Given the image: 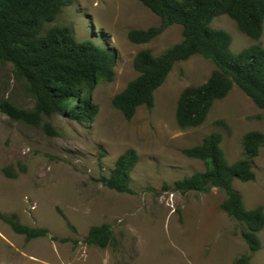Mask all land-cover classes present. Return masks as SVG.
Listing matches in <instances>:
<instances>
[{
    "label": "rangeland",
    "instance_id": "obj_1",
    "mask_svg": "<svg viewBox=\"0 0 264 264\" xmlns=\"http://www.w3.org/2000/svg\"><path fill=\"white\" fill-rule=\"evenodd\" d=\"M160 23L161 18L140 0H74L44 23L43 33L68 26L78 41L92 39L110 47L115 52V75L110 81L99 80L92 90L99 110L91 123L55 112L42 113L34 125L0 110V211L16 213L21 223L48 230L46 236L27 239L0 219V264H234L247 253L251 264H264V228L258 233L261 248L252 251L242 236L246 223L221 206L227 197L224 189L181 193L168 188L205 169L202 160L185 155L183 149L211 132L223 134L221 144L230 162L243 158V135L264 131V108L234 85L214 103L202 124L180 127L176 119L180 94L190 85L204 83L216 68L200 54L174 65L155 91L152 108L140 106L127 119L112 103L138 75L133 61L140 50L160 54L183 39L180 24L170 25L147 43L128 38L131 29ZM211 25L232 35L234 52L255 44L264 47V30L254 39L228 14L215 16ZM2 100L29 110L37 105L13 64L0 60ZM129 148L139 156L131 172L134 192H119L100 177L109 175L118 156ZM253 168L256 179H236L234 187L247 208L264 209V146ZM7 170L17 176H9ZM102 223L111 225L110 245L86 243L90 227Z\"/></svg>",
    "mask_w": 264,
    "mask_h": 264
},
{
    "label": "trees",
    "instance_id": "obj_2",
    "mask_svg": "<svg viewBox=\"0 0 264 264\" xmlns=\"http://www.w3.org/2000/svg\"><path fill=\"white\" fill-rule=\"evenodd\" d=\"M74 0H0V60L11 62L18 77L28 83L37 98L35 110L23 109L8 100L0 102V110L15 120L38 125L42 113L55 112L78 122H93L99 107L92 100V90L101 79L115 75V52L92 39L78 41L68 26H54L46 33V21H53L64 6ZM161 18L159 25L136 28L128 32L134 43H147L172 24L183 27V39L154 54L140 50L133 61L138 75L117 93L112 103L127 119L140 106L152 108L155 91L165 82L178 61L200 54L216 65L208 79L186 87L180 94L176 119L180 127L202 124L214 103L226 97L234 85L239 86L260 107L264 108V47L258 44L239 52L231 49L232 35L211 25L219 14H228L240 30L259 39L264 30V0H140ZM74 104L71 105V101ZM223 134L211 132L203 140L183 149L189 157L200 159L205 169L185 175L174 182L172 190L209 192L213 187L224 189L227 197L221 206L234 218L246 223L242 236L252 251L261 248L259 232L264 228V209L259 205L247 208L243 196L234 187L236 179H256L254 160L264 146V131L249 130L242 138L244 157L230 162L222 147ZM138 152L129 148L121 153L109 175L100 180L119 192H134L130 186L131 172L138 162ZM9 176L17 173L7 170ZM62 214L63 212L60 211ZM69 227L74 225L63 214ZM0 219L12 229L33 239L48 235L42 227L21 223L17 214L0 211ZM113 239L109 223L90 227L84 241L107 247ZM251 255L243 254L234 264H251Z\"/></svg>",
    "mask_w": 264,
    "mask_h": 264
}]
</instances>
